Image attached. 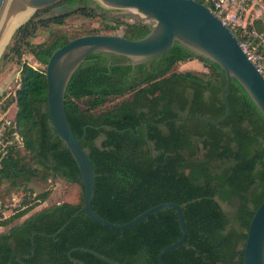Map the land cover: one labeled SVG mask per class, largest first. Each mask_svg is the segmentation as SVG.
Returning <instances> with one entry per match:
<instances>
[{
	"label": "trees",
	"instance_id": "obj_1",
	"mask_svg": "<svg viewBox=\"0 0 264 264\" xmlns=\"http://www.w3.org/2000/svg\"><path fill=\"white\" fill-rule=\"evenodd\" d=\"M196 1L211 6L207 0ZM65 3L79 8L72 14L101 19L105 34L124 27V38L140 40L151 31L152 24L111 17L96 0ZM51 11L36 10L16 30L3 56L11 54L21 69L19 88L4 108L7 112L16 104L17 112L13 126L0 139V186L7 182L19 188L59 177L74 186L78 202L43 209L0 234V264H20L16 255L28 256L24 264H73L68 255L76 248L120 264H159V253L181 238L173 209L124 231L80 213L58 233L84 208L85 190L74 158L52 127L47 104V63L56 50L78 37L50 31L71 15L44 18ZM46 29L49 40L34 43L39 31ZM253 30L262 31L261 22L234 29L243 44L254 39ZM25 54L45 69L23 62ZM194 60L209 72L174 71L177 64ZM128 63L123 57L92 54L66 92L68 121L96 172L93 210L121 225L157 205L178 204L185 215L186 244L164 255L165 264H245L250 224L264 202V117L232 79L229 116L217 126L206 122H217L226 114L222 93L227 78L217 64L178 43L160 59L135 70ZM133 71L141 77H130ZM49 195L44 192L36 200L44 203ZM38 206H28L10 218L0 213V227L11 226ZM71 256L84 264H108L83 250Z\"/></svg>",
	"mask_w": 264,
	"mask_h": 264
},
{
	"label": "water",
	"instance_id": "obj_2",
	"mask_svg": "<svg viewBox=\"0 0 264 264\" xmlns=\"http://www.w3.org/2000/svg\"><path fill=\"white\" fill-rule=\"evenodd\" d=\"M33 0H0V50L9 31L22 18ZM65 0H48L34 6L33 10L52 8L44 18L72 14ZM115 10H137L139 14H116L111 17L133 18V23H153L150 33L140 40H129L113 34H93L78 37L56 50L46 66L48 84L47 104L52 127L74 158L84 185L85 205L82 210L59 230L60 233L80 213L92 221L112 230L124 231L148 220L166 209L177 212L181 238L163 249L158 257L159 264H165L163 256L186 244L187 228L183 206L175 203L157 205L126 224H113L93 210L96 192V172L84 148L82 139L72 131L65 110L66 92L71 79L86 59L95 53H105L129 60L132 67L149 64L166 55L176 43L196 56L217 64L227 78L222 93L226 114L217 122L205 119L217 126L227 119L230 105L227 94L235 79L246 91L264 117V76L258 71L235 31L210 6L196 0H98ZM61 3V4H59ZM86 135V128L84 136ZM83 250L108 264H120L94 251ZM73 250V251H75ZM74 260V259H72ZM78 264H84L75 261ZM245 264H264V202L255 213L250 224L245 246Z\"/></svg>",
	"mask_w": 264,
	"mask_h": 264
},
{
	"label": "rangeland",
	"instance_id": "obj_3",
	"mask_svg": "<svg viewBox=\"0 0 264 264\" xmlns=\"http://www.w3.org/2000/svg\"><path fill=\"white\" fill-rule=\"evenodd\" d=\"M99 2L98 0H96ZM106 10L109 11L111 15L116 14H139L137 10H115L106 7L104 4L99 2ZM61 4V3H59ZM36 11H33V15ZM51 12L44 14V17ZM31 17V16H30ZM29 17V19H30ZM27 19L23 22H19V24L14 29L9 42L4 48L2 54L0 55V120H13L16 116V104H13L9 107L7 112H4V108L6 104L14 99L15 93L19 88V78H20V65L17 64L15 59H12V55L10 54L7 58L3 59V56L13 44V37L16 30L23 25ZM135 19L126 18L127 23H133ZM152 24L153 23H149ZM50 31L59 33L61 35H65L68 38L73 37H82L86 34H97L99 32H103V34L107 33L104 31L103 21L101 19H86L82 15L79 14H71L67 18L65 24L61 27H57L52 25ZM49 29L40 30L39 36L36 39H33L34 43H43L48 41L50 38ZM108 34L123 36L124 27H121L116 32H108ZM23 62L28 63L36 69L44 70L45 66L36 62V60L25 54L23 56ZM175 72H204L208 73L209 70L205 67V65L198 60L189 61L179 63L174 68ZM116 101L115 103H118ZM113 105V104H111ZM110 105V106H111ZM108 106V107H110ZM22 154L25 155V151L22 149ZM9 185L2 184L0 186V213L4 216V218H10L18 212L26 209L28 206H32L35 204H39V206L33 210L31 213L26 215L25 217L15 221L11 226L3 228L0 227V234L7 233L13 226L24 222L27 218L34 215L36 212H39L43 209L50 208L52 206L62 204V203H77L78 195L77 191L72 184L67 182L66 180L55 177L50 178L46 182H42L40 180H34L30 184L25 186H21L19 188H8ZM6 189H9L8 192L3 193ZM44 192H49V198L46 202L42 203L40 200H36V197ZM23 203L27 205L24 206Z\"/></svg>",
	"mask_w": 264,
	"mask_h": 264
},
{
	"label": "built area",
	"instance_id": "obj_4",
	"mask_svg": "<svg viewBox=\"0 0 264 264\" xmlns=\"http://www.w3.org/2000/svg\"><path fill=\"white\" fill-rule=\"evenodd\" d=\"M207 2L223 18L224 23L233 30L237 27H246L249 22H261L263 30H253L254 39L245 44L242 43V45L258 71L264 76V0H207ZM12 126V120L3 121L0 126V139L5 131Z\"/></svg>",
	"mask_w": 264,
	"mask_h": 264
},
{
	"label": "bare ground",
	"instance_id": "obj_5",
	"mask_svg": "<svg viewBox=\"0 0 264 264\" xmlns=\"http://www.w3.org/2000/svg\"><path fill=\"white\" fill-rule=\"evenodd\" d=\"M48 0H33L32 3L30 4V6L28 7L27 11L24 13V15L22 16V18L15 24V26L9 31L7 37L5 38V41L3 43V46L0 50V55L2 54L4 48L6 47L7 43L9 42L10 38H11V35L14 31V29L16 28V26L19 24V22H23L25 21L26 19H28L32 14H33V8L34 6H37L39 4H42L44 2H46Z\"/></svg>",
	"mask_w": 264,
	"mask_h": 264
},
{
	"label": "flooded vegetation",
	"instance_id": "obj_6",
	"mask_svg": "<svg viewBox=\"0 0 264 264\" xmlns=\"http://www.w3.org/2000/svg\"><path fill=\"white\" fill-rule=\"evenodd\" d=\"M135 68L136 67H133V70H135ZM135 72L136 71H133V72H131L130 74H129V76L130 77H134L135 76V78L136 79H139L140 77H141V75H140V73L139 74H135ZM126 98V97H125ZM5 184H7V185H9V187L8 188H10L11 189V184L10 183H7V182H5ZM9 191V189H6L3 193H6V192H8ZM31 217V216H30ZM29 217V218H30ZM28 219V218H27ZM26 219V220H27ZM26 220H24V221H26ZM21 223H23V222H21ZM20 223V224H21ZM76 249H79V248H76ZM73 250H75V249H73ZM71 251V252H69V255H68V257H69V260L73 263V264H78L77 262H75V261H79V260H77V259H75V258H73L72 256H71V254L72 253H74V252H76L77 250H75V251ZM16 257H17V261L20 263V264H24V259L23 258H28V256L27 257H24V256H20V255H16ZM72 259H74V260H72ZM79 262H81V261H79ZM83 263V262H82Z\"/></svg>",
	"mask_w": 264,
	"mask_h": 264
}]
</instances>
